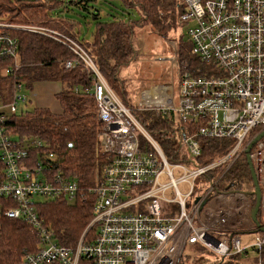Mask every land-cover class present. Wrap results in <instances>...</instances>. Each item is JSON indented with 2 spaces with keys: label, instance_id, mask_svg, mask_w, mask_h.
<instances>
[{
  "label": "built area",
  "instance_id": "2783aa9c",
  "mask_svg": "<svg viewBox=\"0 0 264 264\" xmlns=\"http://www.w3.org/2000/svg\"><path fill=\"white\" fill-rule=\"evenodd\" d=\"M180 4L183 11L178 20L188 24L193 53L208 66L203 74L184 71L177 89L159 85L144 90L142 100L132 106L123 102L93 58L72 38L33 21L0 19V62H6L1 72L10 80L7 99L0 97V159L6 171L0 197L16 204L0 203V216L26 220L39 236L38 250L26 253L21 264H180L188 256L187 247L196 250L197 245L213 260L248 254L247 246L257 256L262 252L264 232L256 230L255 223L252 229L234 225L244 206L235 205L232 198L236 194L244 199L246 194L220 192L212 198L216 178L208 173L221 169L219 181L264 131V0H180ZM14 30L48 34L70 45L77 57L63 61L64 66L80 68L93 80L101 122L98 150L105 160L96 185L89 190L92 220L74 247L53 243L55 235L39 217L34 197L77 201L81 196L78 180L57 166L53 152L24 165L30 148L42 146L43 141L33 137L19 144L9 137L7 121L22 102L32 98L20 75V41ZM142 109H155L174 121L179 158L170 160L140 123L136 111ZM194 122L199 123L189 131L185 124ZM206 138H230L234 143L227 153L204 163L200 159ZM250 156L262 190L264 225V135ZM165 177L168 182L162 181ZM203 177L207 185L201 183ZM184 182L188 184L185 193L179 189ZM212 199L217 205L207 207ZM223 200L226 204L218 206ZM91 229L95 234L86 239ZM255 230L254 240L245 245L241 233Z\"/></svg>",
  "mask_w": 264,
  "mask_h": 264
},
{
  "label": "trees",
  "instance_id": "16d2710c",
  "mask_svg": "<svg viewBox=\"0 0 264 264\" xmlns=\"http://www.w3.org/2000/svg\"><path fill=\"white\" fill-rule=\"evenodd\" d=\"M120 1L126 8H135L141 18L137 21L128 18L99 21L90 41L80 40L72 24L67 25L64 34L88 52L109 86L126 105L132 106L131 100L127 98L126 85L119 78V71L135 56L133 43L135 26L150 25L158 34L168 36L169 29L179 19L183 7L180 0ZM63 2V0L45 2L0 0V19L8 23L40 19L43 20L41 24L46 25L52 17L50 10ZM13 34L20 41L22 63L20 75L27 88L32 90L36 83L46 81H57L62 84L61 90L55 94L61 107L59 112L41 106L28 109L20 104V109L7 121V126L9 135L19 144H27L29 138L33 137L41 139L42 146L30 148L32 154L35 155L38 151L53 152L57 157V166L78 180L81 196L76 202H70L65 198L52 200L43 198L38 201L36 207L38 215L53 231L55 238L62 245L74 247L92 220L93 196L89 194V190L96 185L97 174L105 160V154L98 150L97 134L101 122L98 118L97 101L92 93L93 80L80 68L68 69L64 66L63 61L77 57L70 45L39 32L14 30ZM192 48L191 41L177 42L181 69L203 74L208 65L197 58ZM3 64L6 62H0V90L3 84L8 87L10 85L9 78L1 72ZM136 115L168 158L170 160L179 158L180 142L174 134L176 126L174 121L155 109L138 110ZM194 123H187L185 126L190 131L199 122ZM141 142L146 141L142 139ZM233 143V139L230 138H206L200 161L208 163L215 160L227 153ZM214 171L208 173L209 178L215 176ZM3 180L4 172L0 159V182ZM254 189L246 156L242 154L218 181L212 198L218 196L220 192L240 191L249 195L247 198H252L254 202L256 199L251 193ZM82 197H86V200L84 201ZM0 203L6 207L16 205L13 200L4 197H0ZM259 211L257 217L261 223V209ZM94 234L93 229L89 230L86 239L93 237ZM38 248L39 236L29 222L20 218L0 216V264H21L26 253L35 252ZM195 248L196 257L186 256L180 264H189V261H192L190 264H258L260 260L264 263V248L259 256L239 253L218 260H213L204 247L197 245Z\"/></svg>",
  "mask_w": 264,
  "mask_h": 264
},
{
  "label": "rangeland",
  "instance_id": "374dc122",
  "mask_svg": "<svg viewBox=\"0 0 264 264\" xmlns=\"http://www.w3.org/2000/svg\"><path fill=\"white\" fill-rule=\"evenodd\" d=\"M63 1V4L61 3L58 7H53L50 10L52 17L45 26L48 29L54 28L65 33L64 31L67 30V25L69 26L72 24L80 40H92L96 30V23L99 21H107L113 18H128L132 21H137L141 18V15L135 8L124 7L120 0ZM29 20L37 24L43 23V20L40 19L36 21L35 19ZM187 25L186 23H180L177 19L176 23L174 22L169 29L168 36L158 34L150 25L143 27L138 25L135 26V36L133 38L136 50L135 56L128 65H123L119 71V78L124 81L127 90V98L131 100L132 104H138L142 100V92L144 90L159 85H172L177 89L179 76L184 72L181 69L177 55V42H190L189 36L186 33ZM59 84H56L57 87ZM8 88L6 84L1 86L0 97L7 99L8 94H5V92ZM21 106L33 109L34 106H36V102L31 98V101L22 102ZM19 109L20 105L18 107V110ZM213 173H215L213 178L214 180L216 178L215 181L217 184L221 169L217 168ZM175 176L177 177L178 174L175 173ZM205 180L204 177L200 179L201 183L204 184L205 182L204 185H207ZM162 181L168 182L169 178H162ZM199 183L198 180L195 185L198 186ZM179 189L185 193L188 190V184L185 182L179 183ZM247 197H249V195L241 199L235 194L232 198L235 205L240 207H242V205L244 206L243 211L235 218L236 220L234 223V225L241 229H252L255 225L251 218V210L255 206V201L253 202L252 198ZM191 200L192 198L189 199V201ZM72 202H76V200ZM220 204H226V201L223 200L221 203H218V206ZM210 205L216 206V200H210L207 207ZM255 234L256 231L241 233L244 244L246 245L254 240ZM247 251L249 256L255 255L251 246H247ZM186 254L195 258L197 251L188 246ZM189 262L192 263V261Z\"/></svg>",
  "mask_w": 264,
  "mask_h": 264
},
{
  "label": "crops",
  "instance_id": "0c3cea01",
  "mask_svg": "<svg viewBox=\"0 0 264 264\" xmlns=\"http://www.w3.org/2000/svg\"><path fill=\"white\" fill-rule=\"evenodd\" d=\"M59 83L57 81L36 83L31 90L32 98L36 102V106L48 107L54 112H59L61 110L60 103L55 97V94L62 88V84ZM56 84H59V86L57 87Z\"/></svg>",
  "mask_w": 264,
  "mask_h": 264
},
{
  "label": "water",
  "instance_id": "95a60500",
  "mask_svg": "<svg viewBox=\"0 0 264 264\" xmlns=\"http://www.w3.org/2000/svg\"><path fill=\"white\" fill-rule=\"evenodd\" d=\"M264 135V131L259 134L257 137H255L247 146L246 150H245V155H246V159L250 168V172H251V176L253 179V183L255 186V189L253 191H251V193H253V195L255 196V206L253 207V209L251 210V218L253 220V222L256 224V230L258 231H262L264 232V225H262L260 223V221L258 220V212L260 210V206H261V199H262V190L257 178V175L255 173L254 170V166L251 160V156H250V152L252 147L254 146V144ZM199 200V197L197 198V201ZM208 199H204L203 202L201 203V208L204 207V205L207 203Z\"/></svg>",
  "mask_w": 264,
  "mask_h": 264
},
{
  "label": "bare ground",
  "instance_id": "6f19581e",
  "mask_svg": "<svg viewBox=\"0 0 264 264\" xmlns=\"http://www.w3.org/2000/svg\"><path fill=\"white\" fill-rule=\"evenodd\" d=\"M9 137L10 138H12L10 135H9ZM13 139V138H12ZM30 139V138H29ZM45 154H47L46 152H40V151H38L37 153H35V155H33L32 154V152H31V154L29 155V157L24 161V165H33V164H35V163H37V161H39V160H41L43 157H44V155ZM3 172H4V180H5V178H6V175H5V173H6V171H5V168L3 167ZM3 180V181H4ZM43 199V197L42 196H35L34 197V200L36 201V202H38L39 200H42ZM16 206V205H15ZM12 207H14V206H12ZM8 217V216H7ZM40 217V216H39ZM39 217H37V219H39ZM10 218V217H9ZM42 219V218H41ZM32 225V224H31ZM56 239V238H55ZM53 241V243H55L56 245H58V246H64V245H62L57 239H56V241L55 240H52Z\"/></svg>",
  "mask_w": 264,
  "mask_h": 264
}]
</instances>
